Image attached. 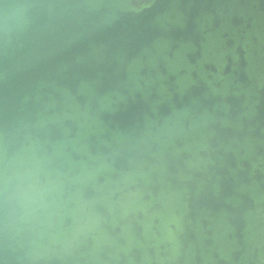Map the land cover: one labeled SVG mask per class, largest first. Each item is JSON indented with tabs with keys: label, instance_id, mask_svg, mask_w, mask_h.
<instances>
[{
	"label": "water",
	"instance_id": "obj_1",
	"mask_svg": "<svg viewBox=\"0 0 264 264\" xmlns=\"http://www.w3.org/2000/svg\"><path fill=\"white\" fill-rule=\"evenodd\" d=\"M0 264H264V0H0Z\"/></svg>",
	"mask_w": 264,
	"mask_h": 264
}]
</instances>
